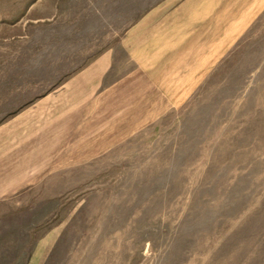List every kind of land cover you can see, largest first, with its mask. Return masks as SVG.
I'll return each mask as SVG.
<instances>
[{"label":"rangeland","instance_id":"rangeland-1","mask_svg":"<svg viewBox=\"0 0 264 264\" xmlns=\"http://www.w3.org/2000/svg\"><path fill=\"white\" fill-rule=\"evenodd\" d=\"M161 1L0 0V122L65 107L63 171L0 212V264H264V11L193 89L54 94L105 53L113 84L158 73L131 29Z\"/></svg>","mask_w":264,"mask_h":264},{"label":"crops","instance_id":"crops-1","mask_svg":"<svg viewBox=\"0 0 264 264\" xmlns=\"http://www.w3.org/2000/svg\"><path fill=\"white\" fill-rule=\"evenodd\" d=\"M263 11L264 0H163L142 14L131 29L139 43L150 40L158 55L133 58L137 69L158 73L147 76L138 71L113 84L112 59L105 53L62 83L54 94L76 89L79 96L80 90L86 95L95 89H116L117 85L119 89H140L142 85L180 89V93L193 89L209 64L222 55L224 46ZM107 80L108 88H104ZM49 96L21 104L0 122V212L25 191L46 189L49 173L63 171L61 111L65 107L63 101Z\"/></svg>","mask_w":264,"mask_h":264}]
</instances>
